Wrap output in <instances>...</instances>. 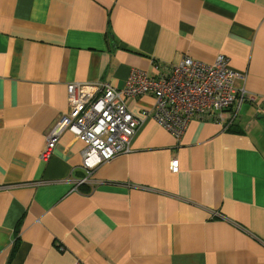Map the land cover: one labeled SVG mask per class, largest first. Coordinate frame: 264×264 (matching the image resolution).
I'll return each mask as SVG.
<instances>
[{
    "label": "crops",
    "instance_id": "crops-1",
    "mask_svg": "<svg viewBox=\"0 0 264 264\" xmlns=\"http://www.w3.org/2000/svg\"><path fill=\"white\" fill-rule=\"evenodd\" d=\"M219 56L256 99L227 130L176 140L145 95L132 152L89 183L72 134L43 159L68 85ZM0 264H264V0H0Z\"/></svg>",
    "mask_w": 264,
    "mask_h": 264
},
{
    "label": "built area",
    "instance_id": "built-area-1",
    "mask_svg": "<svg viewBox=\"0 0 264 264\" xmlns=\"http://www.w3.org/2000/svg\"><path fill=\"white\" fill-rule=\"evenodd\" d=\"M163 69L155 78L136 72L122 89L105 83L68 85L69 110L51 130L43 159L52 156L65 134H72L84 144L82 166L88 177L77 183L82 186L100 166L132 152V140L143 121L129 111L127 99L153 95V120L176 140L182 139L193 120L221 124L227 130L241 107L256 101L246 88L236 87L246 77L232 70L225 56L212 65L183 58L176 66ZM170 171L180 172L177 160L171 162Z\"/></svg>",
    "mask_w": 264,
    "mask_h": 264
}]
</instances>
